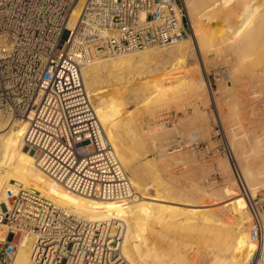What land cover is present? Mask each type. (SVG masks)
I'll list each match as a JSON object with an SVG mask.
<instances>
[{
  "label": "built area",
  "instance_id": "1",
  "mask_svg": "<svg viewBox=\"0 0 264 264\" xmlns=\"http://www.w3.org/2000/svg\"><path fill=\"white\" fill-rule=\"evenodd\" d=\"M182 0H0V110L26 120L23 141L40 168L68 190L101 200L129 199L134 186L84 91L83 68L103 57L189 36ZM250 91L256 96L257 85ZM256 248L244 264H264V194L245 188ZM0 207V264H12L23 237L30 264H130L121 253L96 262L86 218L31 187L7 191Z\"/></svg>",
  "mask_w": 264,
  "mask_h": 264
},
{
  "label": "bare ground",
  "instance_id": "2",
  "mask_svg": "<svg viewBox=\"0 0 264 264\" xmlns=\"http://www.w3.org/2000/svg\"><path fill=\"white\" fill-rule=\"evenodd\" d=\"M182 2L192 30L191 37L178 40V42L168 47L166 46L165 48H153V46L143 51L137 50L122 55L103 57L83 68L84 91L103 123L117 151L118 157L134 186L135 191L131 198L122 200H101L86 197L68 190L64 185L48 176L40 168L34 151L25 145L23 136L27 127V121L19 119H14L17 120L14 121L11 116L8 118L0 112V207L4 204H10V200L6 195L7 191H17L20 185L34 188L60 205L68 207L73 213L79 214L88 220L89 225L84 229L83 235L86 240L96 245L97 263L104 262V259L111 255V253H121L122 257L130 264H244L256 248V243L252 241L249 230L247 229V227H249L247 223L251 216L247 208V201L242 195L244 200H241L239 204L240 199L234 191L236 189L235 186H223L224 189L221 192V196L225 195L228 197L221 201V204H223L221 207L223 208L217 207L218 209L221 208V210H224L227 206V208H230L229 210H235L236 213L245 212L239 223L236 222L234 225H229L227 224L228 222L226 223L220 216L221 214H218L220 210L218 211L214 206L216 210H211L210 208L212 206L209 208L206 205H199V197L194 193H181L175 190L171 185H168V182L162 177L161 171L156 169L158 172H153L152 178L147 174L145 175L148 177L142 175L143 171L147 169V165H153L152 161L154 157H151L152 159H148L147 156H143V158L140 157L139 145L141 147L143 146L141 144L144 141V135L140 137L139 130L136 131L132 128L127 129L126 133L123 134L116 130V125L119 123L116 124L117 120L114 123L115 116L113 117L112 115V108H114L116 103L123 104L127 96L141 97L138 94L142 92L144 95H147V99H159V97H165L177 91L183 92V90L188 89L189 92L190 89L198 85V82H201V80L203 81L202 76L200 77L199 75L198 77L196 75L197 73L199 74V71L187 66L189 65L187 62H189L194 55L200 56V54L202 55V53L208 52L209 46L216 40L220 45H232V47L237 48V60L239 58L241 61L238 60V63L242 64V68L239 72L242 71V69H249V72L250 70H264V0H182ZM217 18L222 20L223 26L221 25V27L223 29H220V31L216 30L218 33H214L213 31V33L210 32L208 34L209 31H212L210 30L212 26L208 28L204 26V24H208L212 19L216 21ZM203 19L205 22L202 21ZM218 22L219 21H217V23ZM209 25H211V23H209ZM220 49L219 46L217 48H211V52L212 50L219 52ZM158 62L164 64V69L167 70L166 72H168V74H166L169 75V78L180 70V67L177 68L176 65L181 64L180 66H182L183 64L185 68H182L183 74L181 77L186 75V80L182 77L186 82L183 80L184 83L180 85H176L177 82L175 84L172 82L167 83L169 81L164 83L168 79L167 78L163 81V84L160 83L161 85L156 86V83H151L153 77L150 75L146 77L142 76V81L144 82L141 81L142 83H140L139 79H141V77L135 76L134 71L137 72L138 70L136 69L143 66H147V68L148 66L149 68L152 66L153 68L154 64ZM241 64H239V66H241ZM143 69L141 71H143ZM145 71L146 70H144V72ZM258 74H260V72ZM254 75L256 76L257 74ZM262 75H260V78H262ZM181 77L179 75V78ZM199 78H201L200 81H198ZM262 79H264V77ZM262 79L260 80L262 81ZM201 83L203 84V82ZM252 83L255 82L252 81ZM256 83H258V81ZM153 84L155 85L153 86ZM258 87L257 85V88ZM201 88L203 89V87ZM193 90L196 93L198 92L197 90L195 91V89ZM178 94L175 95L178 97ZM237 106L238 104L236 107ZM236 109H238V107ZM10 117L12 119H10ZM202 126L203 125H201V127ZM160 134V127H157V130L151 131L153 140L154 137L157 139V136H160ZM126 137H130V139L128 140ZM252 137L253 136H250L249 138ZM240 141L239 143H241ZM156 142L153 144V147L158 144ZM251 143H253L254 151L256 150V152H260L264 155V134L253 137ZM144 147L147 149L145 143ZM162 147L163 146H161L160 149ZM146 152L148 153L147 150ZM142 153L143 152H141V154ZM158 154L156 155L159 156ZM163 157L164 156H162V158ZM138 158H140L141 164L143 163L144 166L146 165V169L141 167L144 169L141 170ZM156 161L153 162L155 163ZM255 161L253 167L239 170L242 182L247 191L250 190L248 183L251 181L258 179L257 181H263L264 183V156L261 155V159L259 158ZM167 163L165 164L167 165ZM251 164H253V162ZM247 165L250 166V163H247ZM244 166L246 165L244 164ZM220 168L222 169V167ZM150 175H152V173H150ZM170 175H168V177ZM170 179L173 180L172 177ZM260 182L257 185L262 184ZM203 184L201 186H203ZM233 185H235L234 182ZM254 187L252 186V188ZM198 188L200 187L198 186ZM203 188L206 189L204 186ZM215 189L216 191L218 190L217 188ZM201 190L204 191V189ZM252 191L255 190L253 189ZM197 192H199V190ZM205 193L208 194V190H206ZM253 193L254 192H252V194ZM176 227H180L179 229L181 230L178 229L179 231L185 230V232H187L188 230V233L191 229L192 231L195 229V233L197 234L196 236L193 232L195 237H198V235L202 233L205 235L206 238L204 237L205 241H203V245L201 244V246L195 247L196 250L191 248V243L193 242L190 243L191 246L187 244L190 246V249L195 250L196 255L193 259H191V257L194 253L191 256L188 254V251L181 252L180 248V250H178V253L180 252L179 254L173 252V248V250L170 249L173 254H178L175 257L174 255L176 254L172 257L169 250L170 253H163L162 250L159 249L164 248L159 246L157 249L156 239L159 235L158 237L155 235L161 232V235H163V230L169 228L175 229ZM196 229L199 234L196 232ZM178 230L175 229L176 232ZM200 230L202 233H200ZM182 233L184 232H181V234ZM190 235H192V232ZM3 237L4 227L0 225V239ZM201 237L203 238L202 235ZM182 240H184V238ZM31 245L32 239L30 237L21 238L17 254L12 264H30ZM187 245L183 248H186ZM193 246L197 245L193 244ZM174 251H177L176 248ZM168 255H170V257H168Z\"/></svg>",
  "mask_w": 264,
  "mask_h": 264
},
{
  "label": "rangeland",
  "instance_id": "3",
  "mask_svg": "<svg viewBox=\"0 0 264 264\" xmlns=\"http://www.w3.org/2000/svg\"><path fill=\"white\" fill-rule=\"evenodd\" d=\"M202 21L205 22L204 19ZM217 21L219 22L217 23ZM209 23H211V25H209ZM217 25L220 27H218ZM221 25L223 26V23H222V20L219 18H217L216 21L215 20L213 21L212 19L210 20V22H208V24H204V26H207L208 28L212 26L210 29L212 31H209L208 34L210 32L213 33V31L214 33H218L220 29H223ZM191 31L192 30L190 27L189 36L186 37V39L191 37L192 35ZM218 46L221 48L219 52L215 50H212L211 52V48H215V47L217 48ZM155 47L165 48L166 46H154L153 48ZM146 49H143V50H146ZM208 49L210 51L209 50H207L208 52L204 51L205 53H202V55L200 54V56L194 55V57H192V59L189 62H187V64L189 63V65L185 64L199 71V74L197 73L196 75L198 77L199 75L200 77L201 76L203 77V81L201 80L203 84L201 82H198L197 83L198 85L195 86V88L190 89L189 92H188V89H186L187 92L186 90H183L184 93L182 91L180 92L177 91L179 94L175 92V93H172L174 96L172 94H168L165 97L164 96L159 97V99L158 98L147 99V95H144L142 92L138 94L141 97L139 96L135 97L134 95H133L134 97H132L131 95H129L125 98L126 101L124 100L123 104L116 103L117 105L116 104L114 105L115 109L117 107L118 108L116 109L117 111L114 108H112V113H113L112 115L113 117L115 116L116 118V119L114 118V123L116 120H117L116 124L119 123L118 124L119 126L116 124L115 125H116V130L119 131L120 133L122 134L126 133L127 129L132 128L136 131L139 130L138 132L141 135L140 137L144 135L143 136L144 141L142 139L143 142L141 144L143 146L141 147L139 145L140 157L143 158V156H147L148 159L149 158L152 159L151 157L154 156L153 161L157 160L155 163L152 161L153 165L150 164V165H147L146 167V165L144 166L143 163L141 164L140 162L141 160L140 158H138V162H140V165H141L139 167L140 168L144 167V169L147 168L146 170L141 168V170H144L146 172L145 173L143 171L144 174L142 173V175L147 174L150 176V178H152L153 174L157 173L158 172L157 170H159L161 171L162 177L168 182V185H171L175 190L181 193H185V192L194 193L195 195H197V197H199L200 201L203 200L201 202L199 200H198L199 202L197 201L199 205L200 204L206 205L209 208L212 206L210 209L216 210L223 205L221 204V201L225 200L228 197L225 195L221 196V192L226 185L236 187L234 191L236 192L238 198L240 199L239 204L241 203V200H244L241 194L240 184L237 180L236 175L233 172L231 162L226 157V155H224L223 153V147L225 145H228L231 148L233 154L235 153L234 157H235L236 166L238 170H241L242 168L246 169L249 167L250 168L253 167L255 165L254 161L259 158L261 159V155L264 156L262 153L256 152V150L254 151L253 143H251V140L253 139V137L257 135L259 136L260 134H264V81H263L264 79H262L264 77V70L262 71L255 70L256 71L255 73L254 70L253 71L250 70L249 72V69L248 70L242 69V71L239 72V70H241L242 68V64L238 62L241 60H239V58H238L239 61L237 60V56H238L237 48L232 47V45H225V44L220 45V43L216 40L215 42H213V44L209 46ZM143 50H138V51H143ZM201 58H203L204 60ZM239 64H241V66H239ZM180 65L181 64L179 65L177 64L176 67L177 68L180 67L179 71H181L182 73L178 71L179 73L177 72L174 76H172L175 79L172 77L169 78V75H167L168 72H166L167 70L164 69V64H162L161 62L154 64L153 66L154 69L152 68V66L150 68L149 66L148 68L147 66L140 67L136 69L138 70L137 72L134 71V74L137 77L139 76L141 77V79H139L140 83L144 82L142 81L143 80L142 76L146 77V76L152 75L151 77H153L154 80L152 79L151 83L153 82L156 83V86L163 84V81H165V79L167 78L168 79L164 83L169 81L167 83L172 82L175 84L177 82L176 85L177 84L180 85L181 83H184V81L187 79L186 75L182 76L185 78V80L184 78L182 79L181 77V75L183 74L182 68H185V66L183 67V64L182 66ZM142 69L143 71H141ZM144 70H146L147 72L146 71L144 72ZM258 71L260 72V74H258L259 73ZM178 74L180 75L181 78H179ZM254 74H257V75L255 76ZM260 75H262V78H260ZM200 79L201 78H199L198 81H200ZM260 79H262L263 82ZM252 81L255 83L258 81V83L259 82L261 83V84L256 83L260 87V88L258 87L259 93L256 96L253 95L254 92L250 91ZM154 85L155 84H153V86ZM201 87H203V89ZM193 89H195V91L197 90L198 92L197 93L194 92ZM141 94H143L144 96ZM175 94H178V97ZM234 104L236 105L238 104L237 106L238 109H236L237 107ZM0 112H2L4 115H6L9 118L8 114L4 113L1 110ZM12 118L10 117V119ZM14 119H17V118H13V120ZM14 121H17V120H14ZM201 125H203L202 126L203 128L201 127ZM157 127L161 128V134L160 136H157V139L159 138L158 141L156 137H154V140H155L154 141L152 139L153 136L151 137V131L157 130ZM250 136H253V137L249 138ZM127 139L129 140L130 137H128ZM239 141L241 143H239ZM155 142L158 144H156V146L153 147L154 146L153 144H155ZM144 143L146 144L147 149H145ZM149 144H152V145H149ZM147 145L149 146V150H148ZM161 146H163L161 148L162 150L160 149ZM146 150L148 151V153L146 152ZM141 152L143 153L141 154ZM156 154H158L159 156H157ZM162 156L164 157L162 158ZM252 162L253 164H251ZM165 163H167V165ZM247 163H250V166L247 165ZM244 164L246 166H244ZM220 167H222L223 170ZM150 173H152V175H150ZM163 173H164V176H163ZM168 175L170 176L168 177ZM145 177H148V176L145 175ZM171 177L173 178V180L170 179ZM257 180L251 181L252 183L251 182L248 183V186L250 188L249 192L251 193L254 192L253 196L255 197H258V195L264 194V183L263 181L260 182ZM233 182L235 185H233ZM259 182L262 184L257 185ZM202 184L204 187H206V189L203 188V186H201ZM198 186L200 188H198ZM252 186L253 187L255 186V187L252 188ZM215 188H217L218 189L217 191L219 192H217ZM201 189H204L205 192L206 190H208V194H206ZM253 189L255 191H252ZM198 190L199 192H197ZM221 208L218 209V211L220 210L218 214L219 215L221 214L220 216L223 218V220L226 223L228 222L227 224L229 225L231 224L234 225V223L236 222L239 223V221H241V218L243 217V214L245 213V212L244 213L237 212L238 213L237 214L235 210H234L235 212L232 209L229 210L230 208H227V206L226 208L224 207L225 208L224 210H221ZM263 218H264V211H263ZM250 222H252L251 216L247 223L248 224L247 226H250L251 224ZM172 228H169L170 230L169 229L163 230V235H161L162 232L155 235L157 237L159 235V237L156 239L157 249L159 248V246L161 248H164V249H159V250H162L163 253H166V252L170 253L173 249L175 250V248L177 251L173 250V252L178 253V250L181 249L180 250L181 252L188 251V254L191 256L194 253L192 257L190 256L191 259H193L196 255L195 247L197 248L198 246H201V244L203 245L204 243L203 241H205L204 239L206 238L205 235L200 230V233H202L201 235L203 236L202 238L197 229H196V232L200 236L198 235V237H195L193 235V232L195 233V229H193L194 231H192L191 229L190 232L188 233V230L187 232H185V230L179 231L181 230L179 229L180 227L175 228L177 230L179 229L178 230L179 232L178 231L176 232L175 229H172ZM171 229L174 231H172ZM247 229L249 230V227H247ZM164 231L167 233H165ZM181 232H184L185 234L184 233L181 234ZM191 232H192V235H190ZM160 235L162 236V239ZM171 236H172V239H171ZM183 238L184 240H182ZM178 243H179V246H178ZM190 243L192 245L191 248L195 250L190 249V246H191ZM187 244H189L190 246ZM193 244L197 246H193ZM186 245L187 247L183 248ZM173 252L170 253L172 257L174 254H176L174 255L175 257L180 253L179 252L178 254L177 253L173 254ZM170 255H168V257H170Z\"/></svg>",
  "mask_w": 264,
  "mask_h": 264
}]
</instances>
